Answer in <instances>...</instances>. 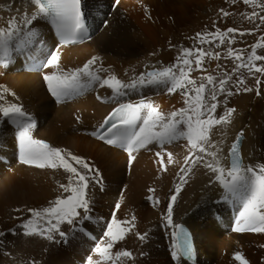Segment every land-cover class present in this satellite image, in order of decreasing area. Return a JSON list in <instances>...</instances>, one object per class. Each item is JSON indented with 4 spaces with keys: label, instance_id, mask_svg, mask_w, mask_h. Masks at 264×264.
I'll list each match as a JSON object with an SVG mask.
<instances>
[{
    "label": "bare ground",
    "instance_id": "1",
    "mask_svg": "<svg viewBox=\"0 0 264 264\" xmlns=\"http://www.w3.org/2000/svg\"><path fill=\"white\" fill-rule=\"evenodd\" d=\"M7 2L0 0V3ZM15 2L16 6L20 5V0ZM98 2L103 5L104 15L90 16L91 33L82 43L70 44L61 49V66L65 70L81 67L92 56H99L101 59L94 67L102 66L108 70L102 71L100 75L115 73L125 82L140 72L172 64L181 46H193L194 41L190 37H194L197 32L215 30L213 21L224 30L231 27L237 10L242 11L244 7L245 13L253 10L250 5L239 2L227 10L236 15L211 22L208 21L214 18L216 6L221 7L226 0H120L119 5L114 4L113 0H84L86 11H92L94 15ZM9 15L7 11L0 10V26L5 24ZM252 27L253 23L250 22V25H242L238 29L242 31ZM41 31L45 33L50 46L55 43L47 28ZM169 38L176 41L172 43L176 47L169 46ZM236 38L243 40L238 35ZM249 42V45L236 43V46L250 49L254 39ZM204 47L206 50L211 48L214 52L218 51L214 46ZM153 52L155 56L150 55ZM218 63L226 65L229 71L234 66L233 61L205 58L207 72L215 75ZM42 75L43 72L28 71L21 57L8 69L0 68V85L16 91L25 111L34 117L37 124L33 130L35 139H43L53 147L80 155L94 162L101 170L106 191L96 192L92 215L102 217L103 221L88 225L92 234L97 237V241L103 238L104 223L110 220L115 204L120 202L123 195L121 209L116 211L117 218L125 219L135 213L137 221L134 231H147L150 238L142 242L134 234H129L113 251H132L134 259L125 261V264H175L170 255L171 241L160 227V215L166 209L168 197L172 194L170 190L175 187L179 165H167L168 171L161 172L154 155L159 148L153 147L152 151L142 149L135 153L137 158L129 168L126 152L109 147L90 135L117 104L108 99L112 96L111 89L96 85L83 95L55 103ZM200 75L198 71L191 73L197 79ZM246 78L248 86L255 88L253 78ZM261 79L264 80V77ZM260 92L259 96L253 91L231 97L228 106L237 110L233 123L224 128L218 126L213 137L224 141L222 147L226 156L237 133L243 129L241 153L245 163L254 166L264 165V83L260 85ZM143 95L164 113L184 107L179 92L169 94L165 90L145 89ZM140 98V95L132 94L120 102H135ZM78 116L79 121L76 119ZM185 143L182 140L179 144L167 146V150L173 152L174 158L181 163L186 155ZM227 163L225 160L224 164ZM204 171L199 169L195 172L174 205V221L184 222L194 233L197 247L194 264H238L233 256L238 250L250 264H264V234L234 231L238 205L220 199L218 186L208 184L209 177L204 175ZM61 183H67V174L62 169H41L21 164L13 129L7 123L0 124V231L6 232L5 243L0 246V264H28L31 259H35L38 264H84L89 254L94 259L98 258L90 252L97 241L77 239L65 245L39 236L14 235L7 231L17 228L22 217L29 215L26 211L28 208L42 209L62 195L59 188ZM149 187L155 188L161 199L157 208H153L146 200ZM17 208L21 212H16ZM17 217L20 219L17 220ZM62 230L69 231V226L62 225ZM12 252L17 255L15 260ZM8 258L10 262L6 260ZM181 264L190 263L182 261Z\"/></svg>",
    "mask_w": 264,
    "mask_h": 264
},
{
    "label": "snow or ice",
    "instance_id": "2",
    "mask_svg": "<svg viewBox=\"0 0 264 264\" xmlns=\"http://www.w3.org/2000/svg\"><path fill=\"white\" fill-rule=\"evenodd\" d=\"M239 2L253 8L251 12L240 15L252 23L258 20L254 29L241 31L228 27L221 30L213 21L215 30L197 32L190 37L194 41L193 46H181L172 64L140 72L127 82L115 73L101 76L102 71L108 70L102 66L94 67L101 59L99 56H92L81 67L65 70L61 66V49L82 43L89 35L90 16L104 15L103 5L99 2L94 15L92 11H86L84 0H20L19 6H16L15 0L0 3V10L10 14L5 24L0 26V68L8 69L22 57L28 71L43 72L42 80L47 91L58 103L83 95L96 85L111 89L112 96L108 99L117 102V107L99 126L104 131L97 129L90 135L126 152L129 168L137 158L135 153L142 149L152 151L153 147L159 148L154 155L161 172L168 171L167 165H179L175 187L170 190L172 194L160 215V227L171 241L170 255L176 264L192 261L196 256L191 233L183 224L176 223L173 216L178 196L199 169L205 170L204 175L209 177L210 186H218L220 199L238 205L234 231L264 234V165L245 163L241 153L243 129L237 133L226 156L222 147L224 141L213 138L218 126L224 128L233 123L237 110L228 106L229 99L241 92L255 91L259 96L260 85L264 83L261 79L264 77V63H257L264 62V55L257 52L264 49V35L249 46L251 50L247 54L243 49L232 47L237 35L253 34L264 25V15H261L264 2L226 0L232 5ZM113 3L119 5L120 0H113ZM219 11L222 18L236 15L225 9ZM42 28H47L54 36L55 43L51 46ZM205 45L216 48L227 45L225 58L233 61L231 70L218 63V72L215 75L208 73L205 58L219 61L222 54L211 48L206 50ZM170 47L176 46L170 44ZM150 55L155 56L156 53ZM193 71L201 72L198 79L191 76ZM245 71L248 77L254 79L255 88L248 86ZM145 89L165 90L169 94L179 92L184 107L164 113L143 95ZM132 94H138L141 98L135 102H120ZM76 119L79 121L80 117ZM3 123L13 129L21 164L41 169H62L67 174V183L59 184L62 195L42 209L28 208L26 211L29 215L21 219L17 228L7 231L14 235L39 236L65 245L77 239L97 241L88 225L103 221L102 217L92 215L96 192L106 191L99 167L67 149L35 139L33 130L37 124L34 117L25 111L16 91L0 85V124ZM182 140L186 142V155L181 163L174 158L173 152L167 150V146L179 144ZM225 160L228 161L227 165L224 164ZM147 192L146 200L157 208L161 199L156 189L149 187ZM122 203L123 195L120 202L115 204L110 220L104 223L103 238L90 249L98 258L94 259L89 254L84 264H125V261L134 259L132 251L120 249L114 252L113 249L124 242L129 234H134L142 242L150 238L147 231H134L137 221L135 213L125 219L117 218L116 211L121 209ZM15 211L19 213L21 209ZM62 225L69 226V231L62 230ZM5 236L6 232L0 231V246L4 245ZM233 256L238 264H250L239 250ZM28 264L38 262L31 259Z\"/></svg>",
    "mask_w": 264,
    "mask_h": 264
},
{
    "label": "rangeland",
    "instance_id": "3",
    "mask_svg": "<svg viewBox=\"0 0 264 264\" xmlns=\"http://www.w3.org/2000/svg\"><path fill=\"white\" fill-rule=\"evenodd\" d=\"M260 2H264V0H260ZM230 7H232V4H230V3H225L224 5H221V7H219V6H216V9H215V13H214V18L213 19H211L210 21H208V22H211L212 20H221V18H222V16H221V13H220V9H225V10H230ZM245 7H244V9H242V11H241V9L240 10H237V15H236V17H235V19L231 22V27H233V28H238L239 26H241L242 27V25H250V22H248L247 23V21L245 20V18H244V16L243 15H240V13H245ZM257 11H259V9H256ZM239 11V12H238ZM261 15H264V12H261ZM223 20H226V19H230V17L229 18H222ZM255 23H259V21L257 20ZM255 23H253V27H252V29H254L255 28ZM237 25V26H236ZM246 28H248V27H246ZM245 29V28H244ZM244 29H242V31H244ZM246 30V29H245ZM259 32V34H256V33H258ZM256 35V36H255ZM261 35H264V25H262L261 26V29L259 30V31H257V32H254L253 34H246V35H244L242 38H243V40H240L239 41V39L238 38H236V43H238V44H248V43H250L249 41L251 40V39H254V43H256L257 41H258V38H259V36H261ZM239 36V35H238ZM247 37V38H246ZM250 37H252L251 39H249ZM163 38V37H162ZM245 38V39H244ZM170 39V41H171V45H172V43L173 42H176L174 39H171V38H169ZM249 40V41H248ZM247 41V42H246ZM236 43H234V44H232V47L234 48V49H243V46L241 45V46H236ZM254 43H252V44H250V45H253ZM249 45V44H248ZM170 46V45H169ZM168 46V47H169ZM181 46V45H180ZM245 46V45H244ZM226 47H227V45H222L220 48H217L218 49V51L219 52H221V54H222V56H221V59L220 60H223L224 62H230V61H232L231 59H226L225 58V56H226ZM153 50H156V48L155 49H153ZM225 50V51H224ZM244 51H245V53L247 54L248 52H250L249 50L250 49H243ZM257 52H258V54H261V55H264V49H258L257 50ZM219 60V61H220ZM175 60H172L171 61V63H173ZM257 63H264V62H257ZM205 67L206 68H208V65L207 64H205ZM231 70V69H230ZM244 75L245 76H247V73H246V71L244 72ZM248 77V76H247ZM251 77H249V79H250ZM253 81H254V79H253ZM253 83H255V81L253 82ZM243 93L241 92L240 94H238V95H242ZM28 216V215H27ZM22 219H23V217H22ZM18 220V219H17ZM16 227H18V226H16ZM14 241H16V240H14ZM9 254V253H8ZM12 257L14 258V260L17 258V255L15 256L14 254H13V252H12ZM6 260H8L9 262H10V260H9V258L8 259H6ZM10 264H12V262L10 263Z\"/></svg>",
    "mask_w": 264,
    "mask_h": 264
}]
</instances>
